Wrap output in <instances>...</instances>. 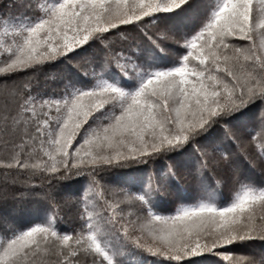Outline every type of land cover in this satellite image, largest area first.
Masks as SVG:
<instances>
[{
    "label": "snow or ice",
    "instance_id": "snow-or-ice-1",
    "mask_svg": "<svg viewBox=\"0 0 264 264\" xmlns=\"http://www.w3.org/2000/svg\"><path fill=\"white\" fill-rule=\"evenodd\" d=\"M182 6L193 7L0 0V264H121L130 249L159 264L205 254L216 264H264V249L235 250L264 241V0H205L192 32L164 22ZM90 41H98L94 55L70 58ZM169 42L183 52L152 66L153 50ZM61 58L94 82L65 80L45 93L38 77ZM113 68L136 85L105 78ZM60 77L50 71L44 80ZM214 125L222 138L198 142ZM188 143L192 166L149 172L142 192L101 176ZM76 177L86 178L82 191L63 185ZM185 177L202 187L197 202L154 211L161 179ZM30 200L46 206L44 219L16 214Z\"/></svg>",
    "mask_w": 264,
    "mask_h": 264
},
{
    "label": "trees",
    "instance_id": "trees-1",
    "mask_svg": "<svg viewBox=\"0 0 264 264\" xmlns=\"http://www.w3.org/2000/svg\"><path fill=\"white\" fill-rule=\"evenodd\" d=\"M190 4L193 5V7L182 6L183 10L177 9L173 13L164 14V22L171 24L180 32L194 31L198 27L200 18L206 13L207 7L204 6L205 0H190ZM97 44L98 41H90L88 44L76 49L74 53H71L70 58L72 60H82L94 55ZM164 47L168 49L166 52L153 50L155 60H150L152 66H170L175 61L176 57L183 52V49L180 48L179 45L170 42L164 45ZM50 71L60 72L61 77L59 79L44 80V76ZM105 78H108L113 82H118L126 88H132L136 85L135 80L122 77L118 70L114 68L106 74ZM38 79L41 81V86L45 93L50 92L54 88L62 87L65 80H72L81 86L94 82L91 77L83 76L77 71L72 63L63 60V58L52 62L51 66L45 65L44 70ZM243 111L246 117L251 120L257 109L255 106H249V108L244 109ZM239 115V113L235 114L236 120L239 119ZM228 119L234 121L233 117H229ZM216 137L222 138V130H219L218 126L214 125L208 130V132L197 137V141L202 144H207L210 140L214 141V138ZM194 159L195 157L191 143H188L185 144L184 147L168 153L165 157H157L148 163L132 164L127 167H113L110 171L101 173V176L107 183L128 188L133 192H142L149 172H155L157 175H160L165 171L168 163H172L178 168L190 167L194 163ZM85 183V177H76L72 180L64 181L63 185H77L82 191ZM223 191L225 194L227 193V189H224ZM216 194L219 195V190ZM202 195V187L188 180L186 177L183 179L177 178V180L162 178L161 187L154 193L151 206L157 213H174L175 209L180 204H194ZM45 208L46 206L42 203L30 200L21 205L17 209L16 214L20 216L21 220L25 223L37 222L44 219ZM258 249H264V241L246 242L235 246L236 251L248 252L256 251ZM119 259L121 264H159L154 257L137 249L124 251ZM217 259L218 258L215 256L205 254L203 256L194 257L191 264H216Z\"/></svg>",
    "mask_w": 264,
    "mask_h": 264
}]
</instances>
